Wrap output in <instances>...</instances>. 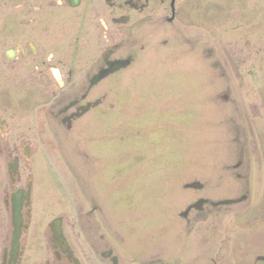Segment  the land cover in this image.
<instances>
[{
  "label": "rangeland",
  "instance_id": "rangeland-1",
  "mask_svg": "<svg viewBox=\"0 0 264 264\" xmlns=\"http://www.w3.org/2000/svg\"><path fill=\"white\" fill-rule=\"evenodd\" d=\"M188 12L173 25L147 27L137 37L138 56L124 74L121 104L112 97L63 138L62 147L41 151L43 160L33 173L45 197L33 225L45 227L62 213L75 221L86 183L102 206L100 234L111 242L121 236L158 244L168 254L188 247L187 239L213 245L210 219L199 225L200 233L189 234L176 216L194 195L214 197L217 187L227 196L240 184L244 188L245 182L216 180L229 174L224 163L239 159L230 145L235 125L246 128L240 161L252 166L251 206L257 209L250 224L233 217L225 223L235 222L230 236L249 230L248 241L254 242L257 231L251 229L264 228L258 218L264 182L256 149L264 144V118L258 117L259 110L264 114V0H194ZM194 180L203 185L201 191L185 189ZM246 244L236 253H246ZM250 248V255L260 251L258 245Z\"/></svg>",
  "mask_w": 264,
  "mask_h": 264
},
{
  "label": "flooded vegetation",
  "instance_id": "flooded-vegetation-1",
  "mask_svg": "<svg viewBox=\"0 0 264 264\" xmlns=\"http://www.w3.org/2000/svg\"><path fill=\"white\" fill-rule=\"evenodd\" d=\"M193 3L0 0V227L7 228L0 240V264H264V228L251 229L257 232L250 243L249 230L230 236L235 222L225 223L233 217L250 224L257 209L251 206L252 166L240 161L245 153L240 139L247 138L246 128L235 125L231 126V133L236 134L230 145L239 159L232 165L224 163L222 169L229 174H219L216 180L245 182L244 188L240 184L227 196L217 187L214 197L194 195L176 216L189 228V234L200 233L199 225L210 219L207 230L214 232L213 245L202 239H187L188 247L183 244L179 253L168 254L157 248L158 244L128 242L121 236L111 242L105 233L100 234L105 227L102 206L95 195H90L86 183L84 202L76 206L81 215L75 221L62 213L45 227L33 225L34 213L42 208L45 197L33 173L43 160L41 151L62 147L61 140L112 97L121 104L124 74L138 56L137 37L147 27L173 25L189 17ZM260 102L264 110V94ZM258 114L264 118L260 110ZM249 131L253 135L251 125ZM261 145L256 146L261 155L258 176L264 182ZM186 188L199 192L203 185L194 180ZM16 208L23 220L17 241L12 225ZM258 214L264 219V211ZM239 240H245L248 251L257 245L260 251L253 255L248 251L236 253L246 244ZM224 241L229 243L225 248Z\"/></svg>",
  "mask_w": 264,
  "mask_h": 264
},
{
  "label": "water",
  "instance_id": "water-1",
  "mask_svg": "<svg viewBox=\"0 0 264 264\" xmlns=\"http://www.w3.org/2000/svg\"><path fill=\"white\" fill-rule=\"evenodd\" d=\"M23 226V220L21 217L20 209L16 208L13 213V227H14V240L17 241L20 235L21 228Z\"/></svg>",
  "mask_w": 264,
  "mask_h": 264
}]
</instances>
